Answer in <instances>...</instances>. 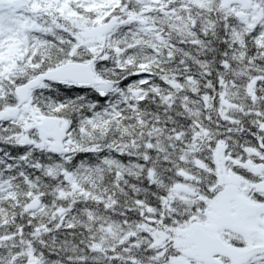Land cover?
I'll list each match as a JSON object with an SVG mask.
<instances>
[{
  "label": "snow or ice",
  "instance_id": "snow-or-ice-1",
  "mask_svg": "<svg viewBox=\"0 0 264 264\" xmlns=\"http://www.w3.org/2000/svg\"><path fill=\"white\" fill-rule=\"evenodd\" d=\"M0 264H264V0H0Z\"/></svg>",
  "mask_w": 264,
  "mask_h": 264
}]
</instances>
